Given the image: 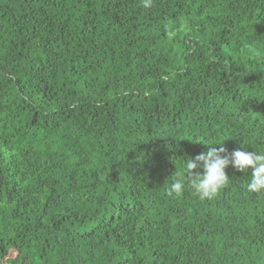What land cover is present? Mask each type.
I'll list each match as a JSON object with an SVG mask.
<instances>
[{"label": "trees", "instance_id": "obj_1", "mask_svg": "<svg viewBox=\"0 0 264 264\" xmlns=\"http://www.w3.org/2000/svg\"><path fill=\"white\" fill-rule=\"evenodd\" d=\"M209 141L264 151V0H0V264H264L251 169L167 195Z\"/></svg>", "mask_w": 264, "mask_h": 264}, {"label": "clouds", "instance_id": "obj_2", "mask_svg": "<svg viewBox=\"0 0 264 264\" xmlns=\"http://www.w3.org/2000/svg\"><path fill=\"white\" fill-rule=\"evenodd\" d=\"M142 3L144 8H150L152 0H142ZM205 144L220 147H210L194 158L182 159L184 176L179 178L175 172L169 176L171 180L167 189L168 196H180L190 189L201 201H211L229 184L230 179L226 172L229 166L242 173L251 169L247 191L264 193V151L237 149L229 153L223 144L211 141Z\"/></svg>", "mask_w": 264, "mask_h": 264}, {"label": "rangeland", "instance_id": "obj_3", "mask_svg": "<svg viewBox=\"0 0 264 264\" xmlns=\"http://www.w3.org/2000/svg\"><path fill=\"white\" fill-rule=\"evenodd\" d=\"M23 261V264H31V259L25 257L24 254L18 255L16 252L11 251L9 255L3 260L1 264H19L18 260Z\"/></svg>", "mask_w": 264, "mask_h": 264}]
</instances>
